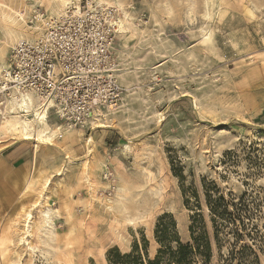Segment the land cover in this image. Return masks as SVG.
<instances>
[{"label":"rangeland","instance_id":"obj_1","mask_svg":"<svg viewBox=\"0 0 264 264\" xmlns=\"http://www.w3.org/2000/svg\"><path fill=\"white\" fill-rule=\"evenodd\" d=\"M80 2L112 8L123 23L113 50L122 101L89 130L49 114L57 134L48 144L0 133V264H110L112 249L130 252L142 236L153 256L158 218L171 214L187 241L185 201L193 190L204 203L212 182L226 198L249 191L263 225L264 0ZM57 7L0 0V75L15 44L35 35L33 10L67 8ZM211 264H221L216 247Z\"/></svg>","mask_w":264,"mask_h":264},{"label":"built area","instance_id":"obj_2","mask_svg":"<svg viewBox=\"0 0 264 264\" xmlns=\"http://www.w3.org/2000/svg\"><path fill=\"white\" fill-rule=\"evenodd\" d=\"M35 35L18 41L0 75V107L32 95L69 129L89 130L122 101L114 58L121 19L114 9L80 2L61 14L34 9Z\"/></svg>","mask_w":264,"mask_h":264},{"label":"trees","instance_id":"obj_3","mask_svg":"<svg viewBox=\"0 0 264 264\" xmlns=\"http://www.w3.org/2000/svg\"><path fill=\"white\" fill-rule=\"evenodd\" d=\"M181 163V161H176ZM172 163L174 176L181 182L185 179ZM205 188L204 203L197 193L191 190L185 203L192 207L194 215L188 228L189 239L183 241L177 222L171 214L165 213L156 222L153 239L156 253L149 252L150 241L142 236L136 240L130 252L122 254L118 249L109 253L110 264H211L216 247L221 264H262L264 258V224L261 225L260 203L245 191L241 196L229 194L228 198L215 183ZM250 197V198H249ZM204 207L209 214L213 233L206 228L203 217ZM226 251V254L223 252Z\"/></svg>","mask_w":264,"mask_h":264},{"label":"bare ground","instance_id":"obj_4","mask_svg":"<svg viewBox=\"0 0 264 264\" xmlns=\"http://www.w3.org/2000/svg\"><path fill=\"white\" fill-rule=\"evenodd\" d=\"M55 1L57 2V6L59 8L61 7L69 8L78 0H55ZM79 6L80 5L78 6L76 5V7ZM10 23L11 26H16L17 21L15 18L10 16ZM122 27H123V23H121V27L119 31L123 29ZM12 29L9 33L10 36L14 35V33L16 32ZM14 37L17 39L16 35L12 36V38ZM2 69H5L4 65H2ZM50 108H51L50 106H42L38 104L35 98L29 94L23 95L21 97L19 96L14 97L8 102L6 106L0 107V133L20 135L22 139L26 141H32V142L34 141L38 144H48L51 141L52 137L57 134V131L49 124L48 121ZM101 127L104 128L105 126L101 125ZM42 213L44 215L43 218L44 226L50 227L52 224V215L54 214V212L48 209ZM30 217L31 216L28 213V219H27L28 221L26 222L27 229L25 232V234L27 235H30V228H31L30 224L32 223ZM21 241L28 244L26 238H22ZM29 248L32 247L30 246Z\"/></svg>","mask_w":264,"mask_h":264}]
</instances>
